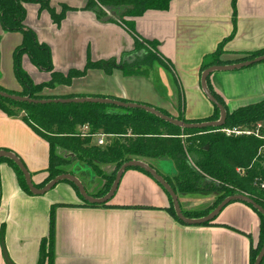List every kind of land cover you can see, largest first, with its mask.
I'll use <instances>...</instances> for the list:
<instances>
[{
	"label": "crops",
	"instance_id": "crops-1",
	"mask_svg": "<svg viewBox=\"0 0 264 264\" xmlns=\"http://www.w3.org/2000/svg\"><path fill=\"white\" fill-rule=\"evenodd\" d=\"M86 3L50 0L57 14L61 6L68 8L58 23L39 4H24V24L38 42L48 46L53 70L82 69L87 59L131 61L135 39L153 41L157 60L110 73L91 68L70 85L45 88V94L113 97L161 109L175 119H202L214 111L200 85L202 57L229 36L223 60L264 47V0H234V5L233 0H171L165 10L148 9L139 16H124L123 22L108 6H99L104 15L97 17L85 8ZM21 39L20 32L0 27V53L6 42L13 54ZM22 60L36 83L50 78L49 72L30 65L27 55ZM208 83L230 111L257 102L264 98V61L213 71ZM125 108L114 105L109 110L121 113ZM98 138L93 136L92 143L97 144ZM110 138L104 135V144ZM1 150L20 159L34 184L46 178L47 141L20 114L7 115L0 109ZM145 161L141 162L169 171L165 160ZM53 188L41 195L24 192L11 165L0 160V226L4 224L0 264H8L4 252L11 264H38L52 205L53 264H250V247L258 240L259 218L244 202L228 203L209 225H186L167 210L169 200L163 188L138 169L123 172L115 194L104 206L84 205L71 185ZM194 194L201 193L177 194L182 209L197 210L189 206L196 205Z\"/></svg>",
	"mask_w": 264,
	"mask_h": 264
},
{
	"label": "trees",
	"instance_id": "trees-1",
	"mask_svg": "<svg viewBox=\"0 0 264 264\" xmlns=\"http://www.w3.org/2000/svg\"><path fill=\"white\" fill-rule=\"evenodd\" d=\"M170 2L171 0H105L104 4L115 11V17L123 22L124 16H139L148 9L165 10ZM25 3L39 4L40 8L49 11L51 18L56 23L68 10L67 7L61 6V11L57 14L50 6V0H0L1 29L5 32L17 31L22 35L20 44L13 50V68L21 88L8 90L0 85V91L36 100L85 98L83 95L75 94L55 96L45 94L43 90L45 88L52 89L57 85H70L74 78L85 75L86 71L91 68L102 69L104 72L110 73L115 68L127 70V68L130 69L138 65H150L157 60V56L152 51L155 49L153 41L135 39L132 51L134 57L131 61L125 57L120 60L109 58L91 61L87 59L82 69H69L66 73L55 71L48 46L38 42L34 32L24 24ZM85 8L92 9L97 17L104 15L95 0H87ZM229 37L219 42L214 51L202 57L201 74L206 68L213 65L239 63L264 54L263 47L244 53L234 60H223L221 55L225 52L224 45ZM22 54H26L36 68L49 72L50 78L39 83L33 82L20 67ZM206 83L211 94L225 109L226 119L221 127L182 128L141 108L128 107L118 113L109 110L114 105L88 101L32 103L14 101L0 96V109L7 115H15L12 108L20 109L23 112V121L49 145V165L46 169L48 176L39 184L33 183L36 188L43 187L48 181L62 173L73 174L62 167L76 161L83 163L101 182L100 188L95 193L88 192L84 187L87 194L101 197L108 192L116 172L125 162L130 160L143 162H146L145 160H165L170 165L167 173L160 171L150 163L149 166L161 175L176 194L217 193L211 206L203 210L186 211L181 209L188 218L207 215L225 197L235 194L248 196L264 209V187L261 188L255 184L257 180L264 182V152L258 153L259 149L264 146V138H257L254 135L228 137L218 130L222 127H253L257 122L264 121V98L229 111L223 99L211 89L208 77ZM103 98L116 100L113 97ZM156 110L171 117L161 109ZM213 110L211 115L202 119L187 120L181 116L176 118L186 123L216 121L220 112L214 104ZM84 125H87L88 129L86 134L82 135L81 128ZM98 134L111 138L104 145L92 143L93 135ZM57 149L65 150L73 157L66 159L57 153ZM1 159L7 160L15 171L20 188L24 192L32 194L17 165L8 158ZM101 165H112V170L109 173L104 172ZM131 168L149 175L138 167L127 169ZM67 182L71 184L84 205L104 206L107 204V202L92 204L85 201L76 186L70 181ZM163 190L169 200L167 210L181 222L175 215L169 193L164 188ZM247 206L252 208L259 218L258 240L256 245L250 247L249 251V261L250 264H253L264 243V216L250 204ZM54 208L55 205H52L50 209L48 235L40 242L38 264H53ZM213 220L202 225H209ZM3 236L4 224L0 226L1 243ZM260 264H264V257Z\"/></svg>",
	"mask_w": 264,
	"mask_h": 264
},
{
	"label": "water",
	"instance_id": "water-1",
	"mask_svg": "<svg viewBox=\"0 0 264 264\" xmlns=\"http://www.w3.org/2000/svg\"><path fill=\"white\" fill-rule=\"evenodd\" d=\"M111 14L113 15V13H111ZM109 18H110V16H107L103 20H108ZM263 61H264V54L257 56L255 58L243 61V62H239V63L229 64V65H213V66L206 68L202 72L201 78H200V85H201L202 91L205 94V96L209 99V101L212 104H214L215 106H217V108L219 109V112H220V117L218 120L209 121V122H202V123H186L182 120H178V119H175L172 117L165 116V115L161 114L160 112H158L155 108H152V107L147 106V105L137 104V103H127V102H122V101H117V100L106 99V98H57V99H48V100H45V99L36 100V99H31L27 96L22 97L19 95L9 94V93L3 92V91H0V96L14 100V101L32 102V103H47V102L67 103V102H84V101L100 102V103H107V104L121 106V107H127V108L128 107L129 108H141V109H144L145 111L153 113V114L161 117L162 119H165V120H167V121H169V122H171V123H173L179 127H182V128H195V127L201 128V127H207V126L221 127L224 125V122L226 119L225 109L209 91V89L207 87V83H206L207 77L213 71L239 69V68L250 66V65L260 63ZM1 158H8V159L12 160L17 165V167L20 169V171L22 172V174L24 176L26 185L28 186L31 193L34 195H41V194L48 192L51 188H53L57 183H59L61 181H70L76 186L80 196L85 201L92 203V204L106 203L115 194V191L117 190V187L119 185V181L121 179L123 172L129 167H138V168L146 171L147 173H149V175H151V177L155 181H157L169 193L171 200H172V205H173V208L175 211V215L183 224H186V225H202L205 222H209V221L213 220L219 214V212L228 203H230L232 201H241V202L250 204L252 207H254L259 213H261L264 216V209L261 206H259L256 202H254L251 198H249L248 196L243 195V194H235V195L225 197L207 215L202 216V217H198V218H188L181 211V207L179 205L177 194L165 182V180L161 177V175H159L154 169H152L151 167H149L145 163L138 161V160H130V161H127L124 164H122L121 167L116 172L115 178H114L108 192L101 197H93V196H90L87 194V192L85 191V188H84L83 184L81 183V181L76 176H74L73 174H70V173H62L60 175H57L56 177H54L53 179L48 181L43 187L36 188L34 186L32 180H31V177H30L27 169L25 168L24 164L20 161V159L17 156H15L13 153H11L9 151L1 150L0 151V159ZM263 257H264V243H263L259 253L257 254L253 264H260ZM4 258L8 264H11V262H9V259L7 258V255L5 252H4Z\"/></svg>",
	"mask_w": 264,
	"mask_h": 264
},
{
	"label": "rangeland",
	"instance_id": "rangeland-1",
	"mask_svg": "<svg viewBox=\"0 0 264 264\" xmlns=\"http://www.w3.org/2000/svg\"><path fill=\"white\" fill-rule=\"evenodd\" d=\"M95 2L101 8L106 7V5L104 4L105 0H95ZM23 55H26V54H22L20 57V67L23 71H25L30 76L32 81L35 82V77L29 73L30 71H29L27 65L25 63H23V60H22ZM30 65H32V63ZM37 71H39V70H37ZM0 73L2 74V81H3L1 83V85L5 89L12 90L14 88H17V89L21 88V84H20V82H19V80L15 74L14 68H13V54L10 50V45H8L6 42L3 43L2 51L0 53ZM1 74H0V76H1ZM12 109H13L15 114H20L21 116L23 115V112L20 109H18V108H12ZM261 122L264 123V121H261ZM57 153L66 159H69V158L71 159L73 157V155L71 153H69L65 150H62V149H57ZM101 167H102L103 171L107 172V173H109L112 170V165H101ZM62 168L64 170H68V171L73 172V175L76 176L81 181V183L83 184V186L86 188V190L88 192L95 193L97 191V189L100 188V185H101L100 180L95 178L93 176L92 172L83 163L72 161L69 164L64 165ZM47 176H48V172H47ZM57 184L58 185L63 184L65 186L67 185V187L69 185H71L67 181H61ZM51 189L53 190L54 188H51ZM65 193L66 192L63 193L61 191V196L64 198V200H68V196ZM211 193L214 196H209L210 195L209 193H201V194L192 195L194 198L193 203L196 205H189V206L192 209H197V210H203L201 208L205 209V208L211 206V205H205L207 203L212 204L214 201V198L217 195V193H214V192H211ZM80 201H81V199H80ZM182 206H185V205H182ZM181 209H182V207H181ZM182 210H184V209H182ZM186 211H188V210H186ZM255 245H256V243H255Z\"/></svg>",
	"mask_w": 264,
	"mask_h": 264
},
{
	"label": "built area",
	"instance_id": "built-area-1",
	"mask_svg": "<svg viewBox=\"0 0 264 264\" xmlns=\"http://www.w3.org/2000/svg\"><path fill=\"white\" fill-rule=\"evenodd\" d=\"M88 129L87 125H84L81 128L82 135L86 134V130ZM220 132H222L225 136L231 137V136H238V135H254L257 138H264V126L263 123L257 122L253 127H247V126H236V127H222L218 129ZM93 136H99L97 139V145H103L104 144V135L98 134ZM264 152V146H262L259 149L258 153ZM257 180V179H256ZM255 184L259 185V187H264V182H258L255 181Z\"/></svg>",
	"mask_w": 264,
	"mask_h": 264
}]
</instances>
